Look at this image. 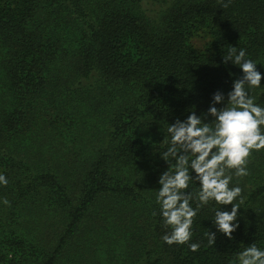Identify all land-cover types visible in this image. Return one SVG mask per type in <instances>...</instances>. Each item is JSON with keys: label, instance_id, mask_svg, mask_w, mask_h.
<instances>
[{"label": "trees", "instance_id": "16d2710c", "mask_svg": "<svg viewBox=\"0 0 264 264\" xmlns=\"http://www.w3.org/2000/svg\"><path fill=\"white\" fill-rule=\"evenodd\" d=\"M144 1L0 0V264H230L264 247V149L231 182V239L208 243L210 201L198 250L165 243L155 200L168 124L241 74L228 49L264 72V0ZM250 95L264 106V77Z\"/></svg>", "mask_w": 264, "mask_h": 264}, {"label": "clouds", "instance_id": "9594fccd", "mask_svg": "<svg viewBox=\"0 0 264 264\" xmlns=\"http://www.w3.org/2000/svg\"><path fill=\"white\" fill-rule=\"evenodd\" d=\"M222 60L237 65L241 74L232 79L226 94L221 89L213 91L205 110L199 114L188 111L183 119L176 117L169 123L167 147L159 152L166 164L174 161L157 179L155 200L163 225L170 228L162 240L169 245L187 243L191 251L200 247L191 239L193 217L210 201L220 207L213 209L211 222L216 231L209 230L208 243L215 242L217 232L232 238L239 225V204L233 201L239 197L242 203L243 198L239 184L231 182L234 176L248 174L250 153L264 149V106L255 103L250 95L251 88L261 85L264 72L248 58L244 48H229ZM192 182L199 185L195 197L189 188ZM7 183V177L0 172V185ZM2 202L9 203L7 199ZM230 264H264V247L251 243L237 252Z\"/></svg>", "mask_w": 264, "mask_h": 264}, {"label": "rangeland", "instance_id": "374dc122", "mask_svg": "<svg viewBox=\"0 0 264 264\" xmlns=\"http://www.w3.org/2000/svg\"><path fill=\"white\" fill-rule=\"evenodd\" d=\"M143 6L146 8V12L151 13V0L144 1Z\"/></svg>", "mask_w": 264, "mask_h": 264}]
</instances>
